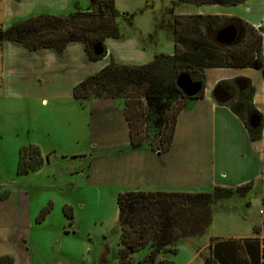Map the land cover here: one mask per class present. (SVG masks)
Segmentation results:
<instances>
[{
  "label": "crops",
  "instance_id": "0c3cea01",
  "mask_svg": "<svg viewBox=\"0 0 264 264\" xmlns=\"http://www.w3.org/2000/svg\"><path fill=\"white\" fill-rule=\"evenodd\" d=\"M0 1L4 5V9L0 10V24L3 25L14 23L17 18L12 13L15 10L25 11V19L41 13L69 16L74 12L91 11V0ZM163 1L157 3L156 0H145L141 4L142 0H115L119 37L105 41L107 55L104 60L102 59V65L95 66L97 62L88 59L82 43L70 44L62 54L54 50L31 52L22 45L12 42H6L0 48H5L7 52L9 49H16L22 54L30 53L31 57L40 60L38 65L36 63L33 66V76H29L27 82H23V87L28 91L29 103L36 104L37 100L33 99L40 97L42 108H48L51 103L52 107H57L58 116L61 112L67 111L75 117H82L81 120L85 121L81 136H75L74 139L71 135L65 137L67 140L63 142L67 145L59 144L60 141L56 139L53 141L54 146L48 149H55L52 153L58 149H63L64 153L72 151L73 155H77L75 154L77 152L83 154L91 152L88 156L90 162L87 167L88 183L92 184L91 180L98 179L100 174L101 178L106 180L104 184L116 186L123 192L200 193L211 192L215 187L237 188L252 182L253 189L249 195L254 194L264 205V71L252 68L205 70L204 97L190 100L179 114L172 146L166 153L153 151L149 147L132 149L125 106L121 100L102 99L82 104L73 97L76 85L110 64L143 66L151 58L155 60L162 54L158 47L160 33L165 32L168 38L167 54L174 55L176 20L182 17L238 19L256 30L264 24V0H247L233 6H196L181 3L179 0L170 1L167 5ZM16 6L21 10L15 9ZM149 12L151 19L146 25H141L140 16ZM2 17L5 19H1ZM183 20L181 22L185 23V18ZM199 32L204 33L201 28ZM261 47L264 58V37ZM6 56L8 54H4V57ZM91 67L96 69L93 71ZM49 75L56 76L60 85L53 82L54 85L49 87V90H41L37 94L40 77L45 80ZM240 78L251 82L254 89L253 106L263 119L262 139L258 143L252 142L246 125L233 113L230 104L232 100L230 102L217 93L222 84L231 82L235 84ZM61 94L67 98L63 101L64 105L60 103L58 106L55 102L59 101ZM72 125L76 130L81 124L79 123L77 127L75 119ZM85 142L88 144L87 147L83 146ZM64 156L66 157L64 159H67V155ZM6 191H0V206L4 209V206L7 208L10 205L12 211L9 217L10 226L15 227L13 212L18 211L15 209L17 208L15 201L11 198L15 192L7 191L8 196L2 198ZM215 204L214 208H218L214 210V214L227 209L223 207L222 201ZM261 218L264 222V218ZM251 226L230 236L213 233L209 242L199 243L201 238L181 241L177 247V254L161 255L160 260L173 264H205L208 257L207 248L212 238L218 241L258 240L263 249V230L260 229L257 233L255 231L257 225ZM180 256L186 260H180ZM172 257L173 259L169 260ZM143 259L135 264H141Z\"/></svg>",
  "mask_w": 264,
  "mask_h": 264
},
{
  "label": "trees",
  "instance_id": "16d2710c",
  "mask_svg": "<svg viewBox=\"0 0 264 264\" xmlns=\"http://www.w3.org/2000/svg\"><path fill=\"white\" fill-rule=\"evenodd\" d=\"M184 4L239 5L247 0H179ZM185 18V23L181 22ZM179 19V18H178ZM184 21V20H183ZM236 21L242 30V43L236 46H220L212 39V34L225 28L229 22ZM204 33H200L199 29ZM117 11L115 0H91L90 12H74L69 16L41 13L31 18L16 22L8 28L0 26V47L6 42L22 45L28 51L54 50L62 54L73 43H82L88 59L98 62L106 57L105 41L117 39ZM264 24L255 29L238 19L220 17H182L176 20V50L174 55L161 54L155 60L143 66H127L113 63L97 74L88 77L75 86L73 97L82 104L102 99H123L125 116L130 129L132 149L149 147L153 151L168 152L172 146L179 114L190 100L184 97L177 87V80L183 74L194 82L203 85V91L195 99L204 97L207 69H245L260 67L264 71L262 57V39ZM255 39L258 57L245 61L237 55L243 45ZM101 47L102 54L96 55L95 49ZM243 61V62H242ZM231 82L230 84H233ZM223 85V84H222ZM164 93L178 94L183 99L176 103L166 116V125L159 135L160 148L147 142L143 132L145 109L141 100H157ZM254 89L249 86L240 93L236 104L231 109L246 125L254 143L262 139V128L251 129L244 119L243 100L249 97L247 115L257 113L253 106ZM41 151L34 146L20 151L17 174L28 176L42 169L45 162ZM253 189V183L237 188L215 187L211 192H144L130 191L120 193L117 198L121 237L117 253L118 264H132L134 255L149 248L148 255L141 264H173L161 261L158 256L177 254L178 244L190 238L203 236L213 220V205L216 202L244 197ZM136 207H138L136 209ZM134 208V211L132 210ZM51 207L42 210L37 223H42L50 214ZM65 217L73 222L71 209L63 210ZM258 233L260 229L256 228ZM258 240L218 241L212 238L210 254L205 264H264V242ZM108 258L101 260L107 263ZM0 264H15L10 256H0Z\"/></svg>",
  "mask_w": 264,
  "mask_h": 264
},
{
  "label": "rangeland",
  "instance_id": "374dc122",
  "mask_svg": "<svg viewBox=\"0 0 264 264\" xmlns=\"http://www.w3.org/2000/svg\"><path fill=\"white\" fill-rule=\"evenodd\" d=\"M144 1L142 0L141 4ZM156 1L162 3V0ZM170 1L173 0L163 2L168 5ZM18 8L15 7L21 10ZM2 9L4 5L0 1V10ZM24 12L15 10L12 13L17 18L14 23L25 20ZM150 19L149 12L142 14L139 21L141 25H146ZM11 25L12 23L0 24L4 28ZM167 43L165 32L160 33V53L168 55ZM253 43L255 44V39L249 38V43L237 51V55L243 57L244 62L258 57L257 48ZM4 54L8 56L4 57ZM103 60L94 65H102ZM153 61L151 58L145 65ZM39 62L40 60L31 57L30 53L22 54L16 49H9L7 52L5 48H0V191L15 192L11 198L15 201V209L18 211L13 212L16 226L12 227L9 219L12 215L10 205L7 208L4 206V209L0 206V255H9L15 264H101L104 258H108L105 264H118L121 230L117 198L124 192L116 186L104 184L106 180L101 178L100 174L98 179L91 180L92 184L88 183V156L91 152H86L87 155L83 152L73 155L72 151L64 153L63 149H58L52 153L55 149H48L54 146L53 141L56 139L60 141L59 144L67 145L63 142L67 140L65 137L71 135L74 139L75 136H81L82 127L84 128L86 123L81 120L82 117H75L67 111L58 116L57 107H52L51 103L48 108H42L40 97L33 99L37 100L36 104L29 103L28 91L23 87V82L33 76V66ZM90 69L94 71L96 68ZM53 82L60 85L54 75L46 76L45 80L40 77L37 94L41 90H49V87L54 85ZM65 98L67 97L61 94L59 101L55 103L58 106L60 103L64 105ZM119 100L125 106V101ZM182 101L181 95L171 93H164L157 100H141L146 112L142 118L143 132L147 135V142L153 147L160 148L158 136L166 125V116L176 103ZM249 102V97L246 96L243 100L245 120ZM75 119L77 127L81 124L76 130L72 125ZM30 146L37 147L44 159L49 158V162L46 161L36 173L19 176L17 171L20 151L22 147ZM83 146L87 147V142L83 143ZM64 155H67V159H64ZM7 191L2 198L8 196ZM250 193L252 191L244 197L234 196L222 200L223 207L228 210H220L214 214L218 207L214 208L213 205V223L203 236L195 237L201 238L199 243L209 242L213 233L230 236L237 231H245L251 225H257L264 233V222L261 218H264V205L261 199L257 200L255 195L250 196ZM49 206L50 214L38 224L40 213ZM65 208L71 209L73 222L65 217ZM132 210L134 211V208ZM207 249L209 256L210 245ZM148 253L149 248L136 253L132 264L145 258ZM172 259L173 257L169 260ZM182 259L183 256H180V260Z\"/></svg>",
  "mask_w": 264,
  "mask_h": 264
},
{
  "label": "water",
  "instance_id": "95a60500",
  "mask_svg": "<svg viewBox=\"0 0 264 264\" xmlns=\"http://www.w3.org/2000/svg\"><path fill=\"white\" fill-rule=\"evenodd\" d=\"M237 36H238V30L234 26L225 27L218 32L219 42L226 47L233 46L234 45L233 43L236 40ZM95 54L98 56L102 54L101 47H97L95 49ZM253 69L260 70V67L256 66ZM244 81L245 79L242 78L237 79L235 81V85L239 88L241 92L247 88V85L244 83ZM177 87L181 92V94L188 99H195L203 91V85L199 82H194L186 74H183L180 77H178ZM262 120L263 119L260 114L253 113L249 115L247 125L251 129L262 128Z\"/></svg>",
  "mask_w": 264,
  "mask_h": 264
},
{
  "label": "flooded vegetation",
  "instance_id": "af4514ba",
  "mask_svg": "<svg viewBox=\"0 0 264 264\" xmlns=\"http://www.w3.org/2000/svg\"><path fill=\"white\" fill-rule=\"evenodd\" d=\"M234 26L237 28L238 30V36L236 38V40L234 41V45L233 46H236L238 45L239 43L241 44L242 43V39H243V33L244 31L242 30V28L240 27V25L236 22V21H231L229 22V24L226 26ZM212 39L218 43L220 46H223L219 40H218V32L217 33H213L212 34ZM253 69V68H252ZM261 70V69H260ZM244 83L247 85V87L249 86V83L250 81H244ZM220 88L218 89V94L221 95V96H224L226 100H232V102L230 103L231 105L232 104H236V100L238 99V96L240 95L241 91L239 90V88L233 83L232 84H223L221 86H219ZM232 98V99H231ZM248 118H249V115H247V121H248Z\"/></svg>",
  "mask_w": 264,
  "mask_h": 264
}]
</instances>
